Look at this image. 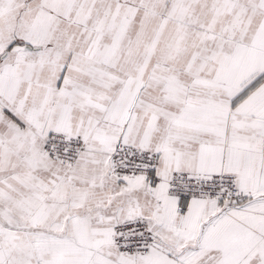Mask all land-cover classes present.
<instances>
[{"label": "snow or ice", "instance_id": "1", "mask_svg": "<svg viewBox=\"0 0 264 264\" xmlns=\"http://www.w3.org/2000/svg\"><path fill=\"white\" fill-rule=\"evenodd\" d=\"M0 264H264V0H0Z\"/></svg>", "mask_w": 264, "mask_h": 264}]
</instances>
